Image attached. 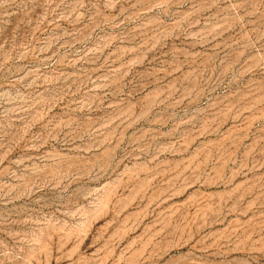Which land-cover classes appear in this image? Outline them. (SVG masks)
<instances>
[{"label":"rangeland","instance_id":"obj_1","mask_svg":"<svg viewBox=\"0 0 264 264\" xmlns=\"http://www.w3.org/2000/svg\"><path fill=\"white\" fill-rule=\"evenodd\" d=\"M0 264H264V0H0Z\"/></svg>","mask_w":264,"mask_h":264}]
</instances>
